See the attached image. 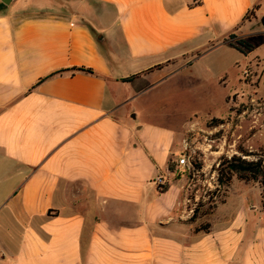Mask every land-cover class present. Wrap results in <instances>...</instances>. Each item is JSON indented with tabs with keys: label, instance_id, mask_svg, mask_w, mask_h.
<instances>
[{
	"label": "crops",
	"instance_id": "0c3cea01",
	"mask_svg": "<svg viewBox=\"0 0 264 264\" xmlns=\"http://www.w3.org/2000/svg\"><path fill=\"white\" fill-rule=\"evenodd\" d=\"M258 18L264 0H0V264H264L263 224L178 212L177 132L107 96L202 78Z\"/></svg>",
	"mask_w": 264,
	"mask_h": 264
},
{
	"label": "rangeland",
	"instance_id": "374dc122",
	"mask_svg": "<svg viewBox=\"0 0 264 264\" xmlns=\"http://www.w3.org/2000/svg\"><path fill=\"white\" fill-rule=\"evenodd\" d=\"M28 6L32 8L36 3L32 1ZM252 19L251 14L248 20ZM255 25L264 29L261 18ZM228 38L236 42L237 34ZM250 42L254 50L249 57L234 46L242 54L218 51L208 56L203 77L196 80L183 76L169 80L162 75L147 80L143 86L139 84L134 90L122 86L117 90L118 95L113 83L108 89V103L120 104L119 115L126 117L131 125L177 132L178 164L185 142L191 143L196 171L190 172L179 165L181 171L173 173L176 177L179 173L177 179L184 177L178 210L181 215L189 213L193 218L195 208L199 216L214 209L212 214L200 218V226L209 224L210 219L217 223L227 217H244L249 223L258 221L264 225L260 184L234 179L226 187L219 183L217 171L221 158L241 155L240 148L254 154L248 159L264 160V36L257 35ZM107 54L112 59L108 50ZM212 118L227 123L211 128L208 124Z\"/></svg>",
	"mask_w": 264,
	"mask_h": 264
},
{
	"label": "trees",
	"instance_id": "16d2710c",
	"mask_svg": "<svg viewBox=\"0 0 264 264\" xmlns=\"http://www.w3.org/2000/svg\"><path fill=\"white\" fill-rule=\"evenodd\" d=\"M231 45L237 48L244 54L251 52L254 50V46L245 41V40H236V42H231ZM72 75H75L76 72H83L90 75H95V71L90 68H75L72 70ZM67 71H61L53 74L52 76L56 75H64ZM51 76V77H52ZM227 120L220 119V118H212L209 122V127L217 128L221 125H225ZM239 152L241 155H233L232 157H222L220 160V164L218 166V181L223 186L229 187L230 184L234 179L245 183H258L262 189V204L264 206V160L257 158L256 160H250L248 157L254 156V154L245 152L243 149L240 148ZM172 171V166H170ZM161 191H167L168 186H159ZM226 202L224 201L223 204ZM214 209L208 210L202 216H206L212 214ZM199 216L198 208L194 210V216L192 220H196L197 218H201ZM210 228V224L201 226L198 228L197 231H208Z\"/></svg>",
	"mask_w": 264,
	"mask_h": 264
},
{
	"label": "built area",
	"instance_id": "2783aa9c",
	"mask_svg": "<svg viewBox=\"0 0 264 264\" xmlns=\"http://www.w3.org/2000/svg\"><path fill=\"white\" fill-rule=\"evenodd\" d=\"M194 153L195 152L191 146V143L189 141H186L184 148H183V154H182L181 158L179 159V165L188 169V171H190V172L196 171L195 165L193 163ZM158 185L164 186L165 185L164 179H159Z\"/></svg>",
	"mask_w": 264,
	"mask_h": 264
}]
</instances>
